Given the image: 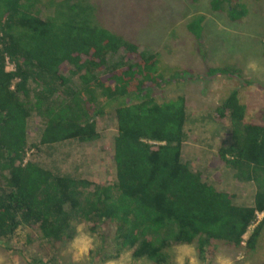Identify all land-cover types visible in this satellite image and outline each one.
Instances as JSON below:
<instances>
[{
	"label": "trees",
	"instance_id": "obj_1",
	"mask_svg": "<svg viewBox=\"0 0 264 264\" xmlns=\"http://www.w3.org/2000/svg\"><path fill=\"white\" fill-rule=\"evenodd\" d=\"M105 4L0 0V246L12 244L29 264H55L57 250L83 224L96 239L92 260L126 251L132 260L172 264L174 244H193L206 260L217 242L252 253L264 228V123L246 120L238 87L213 108L229 133L209 155L212 180L219 181L221 168L254 186L252 202L237 204L234 192L183 161L186 97L159 95L167 79L158 52L141 49L123 25L110 27ZM209 4L230 21L247 14L241 0ZM203 17L186 23L199 52ZM6 58L14 70L6 69ZM205 73L246 81L226 64L207 65ZM109 112L116 129L113 181L82 175L80 157L68 169L44 160L54 145L98 139V119Z\"/></svg>",
	"mask_w": 264,
	"mask_h": 264
},
{
	"label": "rangeland",
	"instance_id": "obj_2",
	"mask_svg": "<svg viewBox=\"0 0 264 264\" xmlns=\"http://www.w3.org/2000/svg\"><path fill=\"white\" fill-rule=\"evenodd\" d=\"M105 4V19L110 27H119L132 32L140 48L157 51L159 63L164 68L166 85L158 90L164 99L183 94L187 100L188 122L182 144V159L192 169L199 170L204 179L216 187L229 190L236 195L237 204H250L254 186L238 183L228 169H217L219 181L212 180L214 168L208 166L211 151L228 140V121L215 116L213 108L234 87H238L240 101L246 105L248 121L264 123V0H241L247 14L240 21H230L224 11H213L210 0H102ZM109 3V4H108ZM148 5L149 7H147ZM149 8V9H147ZM147 9V11H146ZM130 10H135L130 15ZM194 14L203 15L198 43L187 30L186 23ZM127 15V17H125ZM228 65L241 70L244 82L225 75H206L207 65ZM72 78V77H71ZM75 80L71 79V81ZM34 124H30L34 136ZM100 137L95 141L78 144L74 141L54 145L51 152L44 151L45 161L61 162L67 169L75 166L85 177L98 182H111L114 166L111 161L112 139L115 134L113 112L100 117L97 122ZM46 152V153H45ZM29 151L27 156L29 157ZM263 216L258 214V220ZM257 223V222H256ZM255 223V224H256ZM253 224L251 228L255 225ZM80 225L77 226V229ZM86 232L91 245L86 252H77L72 242ZM244 234V239L248 236ZM96 239L85 227L57 250L55 264H153L146 260H132L129 252L115 259L92 260L89 249ZM11 249L0 246V264H29L30 258L22 256L11 244ZM170 262L178 264L183 256L184 264H221L227 258L231 264H264V228L255 250L246 255L241 247L217 242L214 256L198 258L193 244H174L168 249ZM48 261V257H45Z\"/></svg>",
	"mask_w": 264,
	"mask_h": 264
},
{
	"label": "clouds",
	"instance_id": "obj_3",
	"mask_svg": "<svg viewBox=\"0 0 264 264\" xmlns=\"http://www.w3.org/2000/svg\"><path fill=\"white\" fill-rule=\"evenodd\" d=\"M84 227H85L84 225H80L77 230L82 231ZM91 242H92L91 237L86 232H82V234L79 237L73 240L71 246L75 248L77 252H86L88 247L91 245ZM220 260H221V264H231V261L227 258H220ZM177 261L178 264H184L183 256H178ZM193 264H195L194 261Z\"/></svg>",
	"mask_w": 264,
	"mask_h": 264
},
{
	"label": "built area",
	"instance_id": "obj_4",
	"mask_svg": "<svg viewBox=\"0 0 264 264\" xmlns=\"http://www.w3.org/2000/svg\"><path fill=\"white\" fill-rule=\"evenodd\" d=\"M6 69L7 70H10V71H12V70H14V64H12V62H10L9 60H8V58H6Z\"/></svg>",
	"mask_w": 264,
	"mask_h": 264
}]
</instances>
